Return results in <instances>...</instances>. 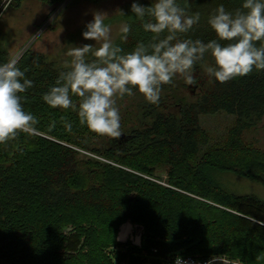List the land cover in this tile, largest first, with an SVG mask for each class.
I'll return each mask as SVG.
<instances>
[{
  "label": "trees",
  "instance_id": "1",
  "mask_svg": "<svg viewBox=\"0 0 264 264\" xmlns=\"http://www.w3.org/2000/svg\"><path fill=\"white\" fill-rule=\"evenodd\" d=\"M25 1L12 0L11 7L19 9ZM38 1L56 8L66 0ZM176 2L200 14L181 38L208 42L217 38L208 23L213 11L221 4L235 11L243 0ZM129 9L123 16L128 39L121 33L113 42L125 53L152 38ZM10 59L0 46V64ZM214 66L206 54L194 65V85L181 77L178 87L175 77L162 86L158 104L144 98L134 110H119L126 136L113 139L81 125L77 111L43 100L68 65L26 50L17 67L33 87L19 95L39 123L35 134L19 133L0 144V264H143L148 258L169 264L178 256L222 254L264 264V199L232 193L218 179L232 173L264 185V149L245 139L264 120V70L220 83L206 71ZM195 88L199 92L187 94ZM72 99L78 106V98ZM218 112L235 116V123L221 142L210 145L200 117ZM118 166L155 179L164 169L170 186ZM128 221L144 227L141 247L118 240Z\"/></svg>",
  "mask_w": 264,
  "mask_h": 264
},
{
  "label": "clouds",
  "instance_id": "2",
  "mask_svg": "<svg viewBox=\"0 0 264 264\" xmlns=\"http://www.w3.org/2000/svg\"><path fill=\"white\" fill-rule=\"evenodd\" d=\"M131 11L152 34L147 44L138 43L125 53L110 37L107 14L95 12L82 35L99 46L72 47L67 53L71 57L68 70L60 73L55 86L42 97L52 108L77 111L80 124L99 135L113 139L122 135L117 98L131 96L137 89L147 102L158 104L162 86L175 77H182L187 85L195 84L194 65L206 54L210 53L215 63L206 71L220 83L254 69L264 70V0H243L242 6L231 12L219 5L208 19L217 38L208 42L181 38L198 23L200 14H189L176 0H153L148 7L134 2ZM129 31L128 24L121 25L122 40L127 41ZM89 54L91 61L86 59ZM18 59L0 64V144L14 140L19 133L35 134L39 123L25 111L19 95L33 87V82L17 67ZM72 97L78 98V106ZM65 127L71 130L67 121ZM175 264L185 262L178 256Z\"/></svg>",
  "mask_w": 264,
  "mask_h": 264
},
{
  "label": "rangeland",
  "instance_id": "3",
  "mask_svg": "<svg viewBox=\"0 0 264 264\" xmlns=\"http://www.w3.org/2000/svg\"><path fill=\"white\" fill-rule=\"evenodd\" d=\"M141 1L101 0L98 3H92L87 0H66L61 6L51 8L38 0H26L19 9H15L11 7L12 0H0V46L10 51L11 59L19 58L26 50L32 49L45 54L50 60L70 65L71 57L67 53L72 47H80L85 44L93 45L94 48L99 46L96 41L86 40L82 35L86 31L87 23L93 20L95 12L107 14L105 23L111 28L110 37L114 42L121 34V25L126 24L123 19L124 14L130 10L132 3ZM175 79L177 80L176 85L180 87L181 77L177 76ZM197 92L199 91L196 88L189 89L187 94L189 93L193 96ZM124 97L126 98H117L116 104L119 105L120 111L127 108L134 110L138 102L144 99L137 89H133V95L130 97L128 95ZM200 121L202 127L211 136V145L221 142L226 137L229 129L235 123V116L225 112H218L203 115L200 117ZM245 137L246 141L254 147L264 149V120L255 129L246 132ZM118 167L134 172L123 166ZM134 173L164 186H170L166 182L168 175L164 169L158 171V176L160 177L156 179L141 173ZM218 179L232 193L253 194L264 199V185L257 181L232 173H220ZM176 190L181 191L179 189ZM200 199L203 200L202 198ZM128 222L133 226V235L127 241L134 245L141 244L144 227L134 224L132 221ZM138 236L141 237V241L136 244L134 242ZM121 264L130 263L124 260ZM143 264L154 263L150 262L148 258L144 260Z\"/></svg>",
  "mask_w": 264,
  "mask_h": 264
},
{
  "label": "built area",
  "instance_id": "4",
  "mask_svg": "<svg viewBox=\"0 0 264 264\" xmlns=\"http://www.w3.org/2000/svg\"><path fill=\"white\" fill-rule=\"evenodd\" d=\"M135 243V242H134ZM141 247V244L138 245ZM156 251V250H154ZM185 262V264H246L243 260L239 258L230 257L228 255H214L206 259L193 256H179ZM177 258V257H176ZM176 258L170 260L169 264H175Z\"/></svg>",
  "mask_w": 264,
  "mask_h": 264
},
{
  "label": "bare ground",
  "instance_id": "5",
  "mask_svg": "<svg viewBox=\"0 0 264 264\" xmlns=\"http://www.w3.org/2000/svg\"><path fill=\"white\" fill-rule=\"evenodd\" d=\"M133 235V226L131 223L127 222L126 224H123L119 231L118 240L121 242H126L130 237ZM141 241V237L138 236L136 238L135 243L139 244ZM140 245V244H139Z\"/></svg>",
  "mask_w": 264,
  "mask_h": 264
},
{
  "label": "water",
  "instance_id": "6",
  "mask_svg": "<svg viewBox=\"0 0 264 264\" xmlns=\"http://www.w3.org/2000/svg\"><path fill=\"white\" fill-rule=\"evenodd\" d=\"M125 136H126L125 134H122L120 138L123 139L125 138Z\"/></svg>",
  "mask_w": 264,
  "mask_h": 264
},
{
  "label": "crops",
  "instance_id": "7",
  "mask_svg": "<svg viewBox=\"0 0 264 264\" xmlns=\"http://www.w3.org/2000/svg\"><path fill=\"white\" fill-rule=\"evenodd\" d=\"M126 224V223H125Z\"/></svg>",
  "mask_w": 264,
  "mask_h": 264
}]
</instances>
